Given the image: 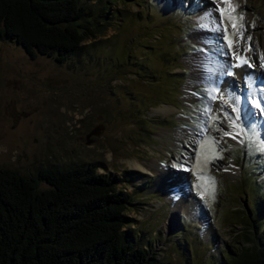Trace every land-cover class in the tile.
<instances>
[{
	"label": "rangeland",
	"instance_id": "374dc122",
	"mask_svg": "<svg viewBox=\"0 0 264 264\" xmlns=\"http://www.w3.org/2000/svg\"><path fill=\"white\" fill-rule=\"evenodd\" d=\"M82 1L100 32L66 62L0 33V170L96 164L130 195L129 235L163 264H238L256 246L261 256L264 152L223 133H236L239 98L248 135L264 138V114L248 103L264 96V0ZM248 53L259 69L233 67ZM209 137L217 144L202 153Z\"/></svg>",
	"mask_w": 264,
	"mask_h": 264
},
{
	"label": "trees",
	"instance_id": "16d2710c",
	"mask_svg": "<svg viewBox=\"0 0 264 264\" xmlns=\"http://www.w3.org/2000/svg\"><path fill=\"white\" fill-rule=\"evenodd\" d=\"M81 1L0 0V33L32 57L66 62L100 32ZM97 170L49 166L25 175L1 168L0 264H163L125 229L128 192ZM260 248H247L237 263L264 264Z\"/></svg>",
	"mask_w": 264,
	"mask_h": 264
},
{
	"label": "snow or ice",
	"instance_id": "6c2138e0",
	"mask_svg": "<svg viewBox=\"0 0 264 264\" xmlns=\"http://www.w3.org/2000/svg\"><path fill=\"white\" fill-rule=\"evenodd\" d=\"M228 7H229V12L227 14V18L228 19L233 20V21L243 20L242 16L235 17V16L232 15V12H234V6L228 5ZM220 11L223 12L224 9L221 8ZM217 27L218 28H222L223 31L227 32L226 25H219L218 24ZM245 30L246 29H245L243 24H240L238 26L235 22L233 23V35L238 33L241 43L244 41V31ZM247 39H248V44H249V47H248L247 50H252V45H251L252 37L249 36ZM232 45H233V39H232V36H229L228 37V46L232 47ZM233 55H236V54L233 53ZM237 59L240 61V63H238L236 65H233V67H239V66H241V64L249 63V61L246 58H244L243 56H237ZM249 66H251V64H249ZM229 74H231V73H229ZM255 91H256L255 88H253L252 95H255ZM213 92L215 94H213L211 98L213 100H215L217 98V95L219 94V89L216 88V89L213 90ZM261 92H264V89H261ZM261 100H264V96H258L255 99H251L250 101H248V103L253 105L255 108L259 109L261 114H264V104L261 103ZM227 103H228V101L226 100L225 104H227ZM238 105H239V98H236L235 102L232 104V111L236 114L235 118H233L231 116H228V114L225 113V116H228V119H229V126L235 128L236 129V133L233 134L232 132L225 131L223 133L224 136H228V137H230L232 139H237L238 136L242 135V136H244V137H246L248 139L250 144L251 143H255V145H256V147H257V149L259 151L264 152V138H262L259 133H255V132L251 136L248 135V131L245 130V127L247 126L248 122L247 121H243V123H242L241 109H240V107ZM206 112L211 113V108H207ZM210 119L213 122H215L216 120L219 119V117L218 116H210ZM205 131H207V129H205ZM249 131H251V129H249ZM241 142H243V140ZM216 144H217V141L215 140V138H212V137L207 138L204 141V143H202L200 145L202 153H203V150L208 145H212L214 147Z\"/></svg>",
	"mask_w": 264,
	"mask_h": 264
},
{
	"label": "bare ground",
	"instance_id": "6f19581e",
	"mask_svg": "<svg viewBox=\"0 0 264 264\" xmlns=\"http://www.w3.org/2000/svg\"><path fill=\"white\" fill-rule=\"evenodd\" d=\"M223 1V0H222ZM206 18V17H205ZM208 22H210L209 21V18H208ZM207 23V22H206ZM211 24V23H210ZM245 40H246V38H244ZM250 54L248 53V55L246 56V59L249 61V63H247V66H248V64H251V66L250 67H254V68H257V69H259V67H257V66H259V65H257V64H254V61H252L251 60V58H250ZM238 64V63H237ZM238 68H240V70H242L243 68L241 67V66H239ZM256 70V69H255ZM239 77L241 76V75H238ZM245 78L248 80H250V81H252L253 82V79L254 78H256V76L253 74V79H251L252 77L251 76H245ZM162 110H164V111H166V112H171L172 110H173V108L172 107H164V108H162ZM131 165L132 166H134L135 168H138V169H140V170H142V171H146V172H148V170L146 169V168H144L142 165H140V164H138L136 161L135 162H132L131 163ZM180 204V205H179ZM182 204L181 203H178V204H176V206H175V209L176 210H180V209H182ZM184 210V209H183ZM173 220V219H172ZM173 221H170V222H167L166 223V227L167 228H169V227H173V223H172ZM210 227L212 228L213 227V225H211V224H208L207 225V228L208 229H210ZM207 229V230H208ZM208 232H210L209 230H208ZM207 232V233H208ZM209 234V233H208Z\"/></svg>",
	"mask_w": 264,
	"mask_h": 264
}]
</instances>
